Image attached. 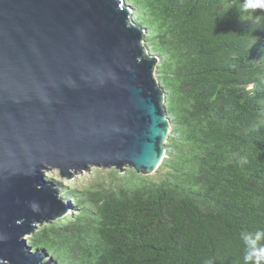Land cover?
Wrapping results in <instances>:
<instances>
[{"label": "trees", "instance_id": "obj_1", "mask_svg": "<svg viewBox=\"0 0 264 264\" xmlns=\"http://www.w3.org/2000/svg\"><path fill=\"white\" fill-rule=\"evenodd\" d=\"M123 1L157 60L164 157L149 175L48 178L69 214L27 244L56 264H243L240 232L264 231V12L241 13L243 0Z\"/></svg>", "mask_w": 264, "mask_h": 264}, {"label": "water", "instance_id": "obj_2", "mask_svg": "<svg viewBox=\"0 0 264 264\" xmlns=\"http://www.w3.org/2000/svg\"><path fill=\"white\" fill-rule=\"evenodd\" d=\"M131 14L123 0H0V264H56L25 238L68 210L47 171L160 165L170 122Z\"/></svg>", "mask_w": 264, "mask_h": 264}, {"label": "clouds", "instance_id": "obj_3", "mask_svg": "<svg viewBox=\"0 0 264 264\" xmlns=\"http://www.w3.org/2000/svg\"><path fill=\"white\" fill-rule=\"evenodd\" d=\"M241 13L264 12V0H243L240 6ZM241 164L247 163L245 158L239 161ZM239 239L243 245V264H264V231L242 230ZM204 264H213L211 259Z\"/></svg>", "mask_w": 264, "mask_h": 264}, {"label": "rangeland", "instance_id": "obj_4", "mask_svg": "<svg viewBox=\"0 0 264 264\" xmlns=\"http://www.w3.org/2000/svg\"><path fill=\"white\" fill-rule=\"evenodd\" d=\"M88 173H89V171H85L81 174H74L69 179L61 178L59 176V173L57 170H49L46 172V175H47V177H49V178L51 177L54 180H56L57 182H59L60 184H62V186L69 187V186H72L73 184H76L83 177V175L86 176ZM60 189H63V188L60 187ZM61 193L62 192H59V195ZM66 214H69V210H67ZM25 238L27 239L28 237H25ZM46 260H47V258H46Z\"/></svg>", "mask_w": 264, "mask_h": 264}]
</instances>
